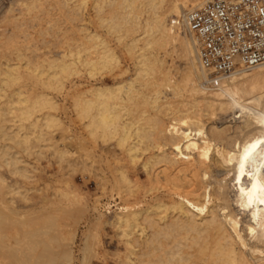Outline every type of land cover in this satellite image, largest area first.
<instances>
[{
    "label": "bare ground",
    "instance_id": "bare-ground-1",
    "mask_svg": "<svg viewBox=\"0 0 264 264\" xmlns=\"http://www.w3.org/2000/svg\"><path fill=\"white\" fill-rule=\"evenodd\" d=\"M206 1L58 0L55 23L78 22L76 38L64 32L58 52H28L0 34V167L13 178L0 175V264H74L75 231L56 229L59 216L75 213L68 203L87 212L80 264L92 233L105 229L123 249L117 264H264V64L206 84L194 38L171 25ZM16 2L5 20L18 28L49 8L46 0ZM170 54L185 65L180 79L166 67ZM81 75L85 90L74 81ZM27 82L41 92L26 96ZM186 87L190 99L177 100ZM56 97H67L83 122L98 193L80 198L62 189L49 215L42 201L29 211L17 202L29 201L21 182L33 179L21 153L39 159L62 129ZM236 103L247 107L238 122L217 123ZM53 152L64 163L69 151Z\"/></svg>",
    "mask_w": 264,
    "mask_h": 264
},
{
    "label": "rangeland",
    "instance_id": "rangeland-1",
    "mask_svg": "<svg viewBox=\"0 0 264 264\" xmlns=\"http://www.w3.org/2000/svg\"><path fill=\"white\" fill-rule=\"evenodd\" d=\"M16 1L17 0H0V34L1 33H7L8 35H10L13 39H15L14 40L15 42L16 41L19 42V43H17L19 46L18 45H16V46L21 47L20 44L22 45V47L27 46L26 48H30V51H28V52L33 51L34 53H35V51L36 52L38 51V50H32L33 48L35 49V47L36 48L38 47V49H40V52L38 51V53H43L44 51H46L43 49H48L49 51L51 50V52L52 51L58 52V50H59L57 47L58 41L60 38H62V36L64 35L63 34L64 32H65V35L67 34L66 35L67 37L76 38L77 33H73L76 30L73 31L72 26H73V29H76V27L78 26V22H75L73 24L62 22V23H59V25L57 23H55L57 21V16L55 15L56 10H54V7H52V4H55L54 2H56L58 0H49L51 2V4H50V2H47V0H46L45 3L49 4V8L47 9V12H38L37 11L35 13H32L31 15L25 16L24 25L20 28L16 27L17 23L12 24V23H9V21L6 22L5 16L7 14V11L9 10V8L14 9L15 12H17L19 9V5L17 4ZM86 11H87V5H86ZM54 15H55V17H54ZM52 17L54 20L49 19ZM48 21H50V22L48 23ZM52 23L55 24L56 26H52L53 25ZM57 25L59 28L57 27ZM94 27H96V26H94ZM94 27L92 26L93 29H94ZM90 29H91V27H90ZM46 30H47V32H45ZM78 37H79V35H77V38ZM3 43H4V40L0 39V46ZM22 47H21V49H22ZM31 47H32V49H31ZM5 49H6V47H5ZM11 50H13V48L9 46L8 51H11ZM48 50L46 52H48ZM183 64H184L183 61L181 59H179L178 57H176L174 54H170L168 57H166V67L169 68L171 76L175 80L180 79V76L182 74L181 70H184V68H185L184 67L185 65H183ZM255 71H257V70H255ZM78 79L79 78L75 79L74 81H76V82L78 81L77 84L79 82L82 83L81 84L82 88H80V89L86 88L87 78L84 75H81L80 79L79 80ZM259 80L261 81V84L264 85V82H262V81H264V75L260 76ZM187 88L188 87H186V89L184 88L180 91L177 100H180L181 98L184 100L190 99V97L187 96V95H190L189 88L188 89ZM20 90L23 93H25V95L28 97H31L30 94L34 95L36 93L41 92V88L38 85H34L31 82L25 83L20 88ZM46 92L48 93L49 91H46ZM164 92H166V91H164ZM49 93H51V92H49ZM58 98H60V99H58ZM66 98L67 97H64V99H63V97H56V100L59 103L58 105L59 106L61 105L60 106L61 109L59 108L57 110V112H58L57 114H58V117L62 121V129L55 130V132L53 131L50 134L52 142L54 143V147L56 149H58V150H60V149L65 150L66 149L67 152L69 151L68 152L69 155L67 154V157L69 159L67 157H65L67 160L64 159V161H63L64 163L66 162V165L64 163H62V161L60 162L57 159V157H55V154H53L54 153L53 152L54 147L49 146V147L45 148L44 150L42 149V154L40 155L39 159H37V157H35L36 155H30L29 157H26L24 153H21V155L24 157V159H26L30 163L31 172H32L31 174H33V179H32L33 181L31 180V181L21 182V185L24 187L23 189H25L27 191L26 193L29 195L30 199L28 198V195H27V198L29 201L28 202L27 201L26 202H20V203L17 202V204H21L20 206H23L24 210L27 209L26 211L30 210V209L28 210L29 207L30 208L32 207V209H33L35 207V204L40 203V201H42V203H43L42 205H44L43 212L47 213L48 210H50V212H52V213L48 212L47 214H49V215L55 214L54 212H55V209H57L58 204H60V202L63 201V200L61 201L56 196V194L60 191H63V190L64 191L67 190L66 192H68V193L73 192V193L77 194L78 197H80V198H87V194L92 195V194L98 193L97 188H96V184H95V180L93 179V177L91 175H89L87 173V133L83 128V122L79 121L74 116V114L70 111L71 110L70 102H69L70 100L67 98L68 99V101H67ZM63 105H64V107H63ZM246 108H247L246 106L236 103L233 111L228 112L222 118L217 119L218 122H217V120H216V122L217 123H219V122L221 123V121L223 123L229 122V124H232L233 122L236 123V122H238V120H236V119L239 118V116L241 117L242 115H244L247 112ZM62 109H64V110H62ZM77 159H79V162ZM70 160L73 161L72 162L73 164H71ZM74 161H75L76 166H74ZM62 165H63V167H62ZM72 165H73V167H72ZM66 168H68L69 170ZM32 169H33V171H32ZM71 169H72V171L74 169V171L72 172ZM75 170H77V171H75ZM0 175L4 179H6L7 182L13 180V178L11 176H9V174L7 173V171L4 167H0ZM140 177H141V179H143L142 175ZM63 181H65V182H63ZM61 186H63V187L65 186V187L63 188ZM38 190H40V191H38ZM41 194H43L45 196V198L43 195L41 197ZM52 197H54L55 199ZM51 199H52V201H51ZM100 199H101L102 203L108 202L104 196L100 197ZM46 200H48V201L45 202ZM53 200H55V201H53ZM49 201L51 203H49ZM23 203H27V204H25V206H24ZM31 203L34 205L31 206ZM47 203H48V205H47ZM112 205H113V203L110 204V206H112ZM78 207L81 208L77 204L68 203V205H66V209L71 210V212L75 210L74 211L75 213L72 212L73 214L71 213V215L73 217L70 218L67 216V217H65L66 219L64 218V216H59L62 219V221L57 219V221H58L57 224H60V226L57 225L59 227L56 228L58 231H60L64 235H66L69 230L75 231V238H74L75 244H73V253L75 252L74 255L79 254L78 248L81 249V247H82L81 245L83 244L82 243L83 242L82 241L83 235L87 233V212L81 211V209H78ZM46 208L48 210H46ZM109 208L103 209L104 215L106 217H107V214H109L111 212L109 210H106ZM111 209H113V207ZM83 213H86V214L84 215ZM68 221L70 222L69 224H68ZM59 222H62V225ZM70 226H72L73 228L72 227L70 228ZM97 231L98 232L95 231V233L94 232L92 233V235H94V236L90 239V242L88 241L89 242L88 244L90 245L91 240H92L93 242L91 245L94 244V246L92 247L90 245L93 248L89 251L90 253L88 252L90 255L89 254L87 255V252H85V254L87 256L86 259H84L85 264L86 263H88V264H90V263L91 264H117L118 259L122 256L123 249H122L121 245L116 242V239L114 237V232L112 230H109V229H105L103 232H101V230H97ZM81 233H82V235H81ZM101 244H103V245H101ZM101 247H103V248H101ZM98 248H100V249H98ZM92 251H94V253ZM77 255H75V258H76L75 260H77V261H74V264H80V260L78 258L80 256V254L78 256ZM88 256H90V258H92L93 260L90 259ZM88 259L91 260V262H87Z\"/></svg>",
    "mask_w": 264,
    "mask_h": 264
},
{
    "label": "built area",
    "instance_id": "built-area-1",
    "mask_svg": "<svg viewBox=\"0 0 264 264\" xmlns=\"http://www.w3.org/2000/svg\"><path fill=\"white\" fill-rule=\"evenodd\" d=\"M195 40L206 84L264 64V0H207L171 24Z\"/></svg>",
    "mask_w": 264,
    "mask_h": 264
}]
</instances>
